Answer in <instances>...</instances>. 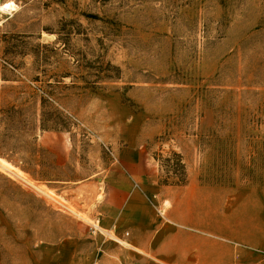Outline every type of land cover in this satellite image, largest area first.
Listing matches in <instances>:
<instances>
[{
    "label": "rangeland",
    "instance_id": "rangeland-1",
    "mask_svg": "<svg viewBox=\"0 0 264 264\" xmlns=\"http://www.w3.org/2000/svg\"><path fill=\"white\" fill-rule=\"evenodd\" d=\"M0 3V102L30 133L0 150V264L134 263L97 220L124 152L158 180L178 152L188 182L254 207L238 259L264 264V0Z\"/></svg>",
    "mask_w": 264,
    "mask_h": 264
},
{
    "label": "crops",
    "instance_id": "crops-1",
    "mask_svg": "<svg viewBox=\"0 0 264 264\" xmlns=\"http://www.w3.org/2000/svg\"><path fill=\"white\" fill-rule=\"evenodd\" d=\"M124 153L122 164L107 174L97 220L127 244L109 253L123 252L135 262L95 264H243L237 245L260 243L257 210L245 214L244 206L228 205L234 192L194 180L160 185L137 152Z\"/></svg>",
    "mask_w": 264,
    "mask_h": 264
},
{
    "label": "trees",
    "instance_id": "trees-1",
    "mask_svg": "<svg viewBox=\"0 0 264 264\" xmlns=\"http://www.w3.org/2000/svg\"><path fill=\"white\" fill-rule=\"evenodd\" d=\"M47 45H43L46 47ZM10 65H12L11 62ZM43 102V101H42ZM43 105V104H42ZM27 108L18 107L14 103L0 102V150L15 151V142L24 135H30L28 129V120L25 115ZM44 112L40 128L45 129L46 122ZM33 139H35L33 137ZM160 169L163 174L160 175L158 183L160 185H178L183 186L188 183L186 166L183 157L178 152H173L171 156L160 160Z\"/></svg>",
    "mask_w": 264,
    "mask_h": 264
},
{
    "label": "bare ground",
    "instance_id": "bare-ground-1",
    "mask_svg": "<svg viewBox=\"0 0 264 264\" xmlns=\"http://www.w3.org/2000/svg\"><path fill=\"white\" fill-rule=\"evenodd\" d=\"M9 9H13L11 8L9 5L7 4H1L0 3V10H9ZM0 164L3 165V166H6L7 168L8 167H12V165H10L8 162H6L4 159L0 158ZM48 193V192H46ZM50 195V194H48Z\"/></svg>",
    "mask_w": 264,
    "mask_h": 264
}]
</instances>
